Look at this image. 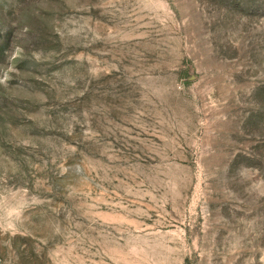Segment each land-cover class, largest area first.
<instances>
[{"label": "rangeland", "instance_id": "374dc122", "mask_svg": "<svg viewBox=\"0 0 264 264\" xmlns=\"http://www.w3.org/2000/svg\"><path fill=\"white\" fill-rule=\"evenodd\" d=\"M0 264H264V0H0Z\"/></svg>", "mask_w": 264, "mask_h": 264}]
</instances>
